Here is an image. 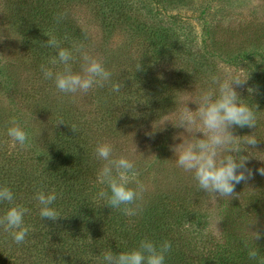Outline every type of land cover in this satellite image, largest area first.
<instances>
[{"label": "trees", "instance_id": "trees-1", "mask_svg": "<svg viewBox=\"0 0 264 264\" xmlns=\"http://www.w3.org/2000/svg\"><path fill=\"white\" fill-rule=\"evenodd\" d=\"M2 1L0 184L14 191V203L29 209L25 224L30 232L24 243L16 245L0 229V264H102L105 252L131 250L145 238L171 242L166 264H260L248 259L245 242L258 248L264 258L261 176L251 177L256 185L253 192L247 190L246 180L236 185L233 200L224 207L223 231L217 237L207 226L212 193L201 192L194 178L189 183L182 173L170 170L166 151L160 152L155 162L129 154L138 166L136 180L154 173L160 177L156 182L163 177L174 184L173 190L157 183L153 192L145 191L132 205L140 209L137 215H125L95 199L102 188L107 190L106 185L96 183L103 162L96 158L95 148L110 143L114 157L125 156V138L136 128L132 125L136 117L150 124L169 116L182 77L207 78L215 70V60L248 74L249 70L255 72L252 65L256 59L264 62L263 39H244L232 52H226L224 46H218L217 31L204 18L213 11L211 2L200 10L203 39L199 44L196 28L189 26L181 12L195 10L193 0ZM80 9L97 13L103 34L100 45L89 25L82 22ZM59 14L63 18L57 21ZM45 34L73 51V71H81V52H86L112 72L104 87H93L91 102L88 92L65 95L52 80L43 78L41 65L52 67L49 61L57 54L41 45L49 39ZM117 36L122 42L108 49ZM11 42L17 47L12 48ZM250 46L255 49L249 50ZM118 81H123L124 87L116 93L111 87ZM258 85L264 99V83ZM13 116L29 133L24 147L13 145L6 135ZM240 129L242 136L249 133L246 127ZM136 180L130 186L135 187ZM53 190L62 217L43 220L35 195ZM239 196H243V211H238ZM9 206L0 203V214Z\"/></svg>", "mask_w": 264, "mask_h": 264}, {"label": "clouds", "instance_id": "clouds-1", "mask_svg": "<svg viewBox=\"0 0 264 264\" xmlns=\"http://www.w3.org/2000/svg\"><path fill=\"white\" fill-rule=\"evenodd\" d=\"M62 18L63 14H59L57 21ZM47 36L49 39L41 45L54 49L57 54L49 61L52 67L42 64L41 72L44 79L54 82L60 93L72 96L87 93L94 86L104 87L111 80L112 72L107 70L101 61L86 52H81L83 61L81 71H73L71 63L74 60L73 51L61 47L54 36ZM58 65H62V68H58ZM140 68L141 66H138V70ZM248 79L249 77L241 78L239 74L225 78L214 76L212 86L201 90L197 101L191 100L181 91L180 95L173 96L175 107L170 116L157 130H154L152 125V132L147 133L151 136L157 131L164 130L168 122L174 127L182 128L184 132L173 138L181 142L171 146L176 166L183 172L192 174L201 192L212 193L219 198L234 197L236 185L252 175L251 169L246 165L252 157L249 149L255 148L258 138L254 134L243 136L234 134L237 127L255 129L257 127V109L242 99L236 90ZM123 87V81H118L112 84L111 90L118 93ZM190 102L197 105L195 110L189 107ZM72 128L75 131V128ZM6 135L13 145L24 147L29 142V133L15 116L10 118ZM244 151H248L249 155L240 154ZM113 152L114 146L110 143H101L95 148L96 158L103 162L97 171L96 183L107 186V190L102 188L95 199L102 200L105 206L111 209L121 210L125 215L135 216L140 209L132 205L142 199L146 190L145 185L136 180L139 175L136 161L127 156L114 157ZM258 171L264 175V167ZM134 180L135 187H132L130 185ZM15 199L14 191L6 184H0V203L10 205L0 214V229L11 237L14 244L20 245L25 242L30 232V226L25 224V216L29 209L22 204L14 203ZM35 199L38 202L39 216L43 220L47 218L56 221L62 217L55 207L58 199L56 191H39ZM259 236L260 234L255 239H259ZM245 247L249 260L264 264V258L260 257L258 248L250 247L246 242ZM171 249L172 244L168 240L157 243L145 238L139 242L138 247L131 250L119 254L111 250L105 252L102 264H166Z\"/></svg>", "mask_w": 264, "mask_h": 264}, {"label": "rangeland", "instance_id": "rangeland-1", "mask_svg": "<svg viewBox=\"0 0 264 264\" xmlns=\"http://www.w3.org/2000/svg\"><path fill=\"white\" fill-rule=\"evenodd\" d=\"M193 2L196 5V9L193 11H182V14L187 17L189 26H193L196 28V34L198 36L197 43L201 44V40L203 39L200 34V18L199 15H201L202 7L209 6L210 2L212 6L213 11L208 12V14L204 17L207 18L208 22L210 23L211 27L217 31V40L218 46L225 47L226 52H232L234 49L238 47V45L244 41V39H263L264 42V0H193ZM3 1L0 0V11L2 7ZM216 7V8H215ZM78 14L82 20V22L85 25H89V28L93 32V39L97 42L98 45H100V41L103 40V34L100 31L99 25L97 24V13H90L87 10H79ZM183 23L185 24L186 19L180 18ZM186 23V25H188ZM3 26L2 18L0 16V36L2 34L1 28ZM180 26H178L179 28ZM123 38L121 36H117L114 40V44L108 45V49L115 48L119 46V44L122 42ZM3 38H0V57L3 56L2 51V43ZM111 44V43H110ZM12 48L17 47L16 43L14 44L11 42L9 44ZM254 46H250L249 50H254ZM262 49L264 50V46H262ZM264 55V52H263ZM258 60V61H257ZM215 70L210 73H208L207 78L203 77L201 75L197 78L199 79H190L187 80L185 77H182V81H179L178 86L180 87V92L175 95H180L181 91H183V94L188 96L191 100L197 101L200 96L201 90H206L209 87L212 86V77L217 76L221 78H225L229 75L239 74L241 78H247L246 83L240 85L237 87V92L240 94L242 99H245L246 102H250L254 105V107L257 109V127L255 128H247L248 134H254L258 138V142L256 144L257 147L254 149L256 150L254 154V149H249L250 157L249 162L247 163L246 167L248 169H251L252 176H249L246 179L245 186L247 187V190L250 192H253L255 190L254 183L251 181V177H255L254 175L261 176L262 179H264V175H261L258 171L259 168L264 167V99H262L260 87L259 84L264 83V62L260 59H256V62L254 65H252V68L255 70V72L251 73L249 70L248 72H245L241 68L231 67L227 65L224 62L215 60ZM256 80H258L256 82ZM249 89H252V91ZM93 88L88 91V99L91 102V94L93 92ZM86 93H78L79 96H83ZM4 101L6 103L9 99L6 95H3ZM189 107L193 110L197 108V105L195 103H189ZM170 116V115H169ZM169 116H166L165 118L161 119L157 123L151 122L144 123L140 118V116H137L136 121H133L132 125L136 126L133 130H130L128 132V136L125 138V142L127 143L128 147L125 149L127 153H125V156L129 157V154H133V157L139 158H146L148 161H156L155 159L159 155L160 152L166 151L168 156V161L171 163L169 165L170 170L178 171L184 179L189 181V183H192L194 180H192L193 176L190 173H185L181 169H179L175 164V155L173 151L171 150V146L179 144L181 141L178 139H173L175 136L179 135L180 133H183L184 130L182 128L174 127L171 122H168L167 127L164 128L162 131H157L154 135H147V133L152 132V125L154 127V130H157L160 126V124L165 121L166 118ZM173 123H175V120L173 118ZM187 135V133H184ZM234 134L242 136L241 129L235 128ZM247 134V135H248ZM200 136L201 134H197ZM250 148L252 146H249ZM248 151H244L241 153L242 155L248 156ZM134 159V158H132ZM261 159V160H260ZM254 174V175H253ZM247 175V174H246ZM160 177L155 175L154 173H149L148 175H144L143 177L140 176L138 178V181L142 182L145 185V191L153 192L155 185L157 183H163L164 188L173 190L174 184H171L168 181V179H164L162 177V180H158ZM170 183V184H169ZM176 185V184H175ZM190 187V185H189ZM208 205L211 207L209 215L210 220H208V229L214 233L217 237L222 234L223 231V217H224V207L230 203L231 200H233L232 197H223L219 198L215 194H211L209 197ZM243 199V196H239L237 200L240 202V209L243 211L244 203L241 202Z\"/></svg>", "mask_w": 264, "mask_h": 264}]
</instances>
